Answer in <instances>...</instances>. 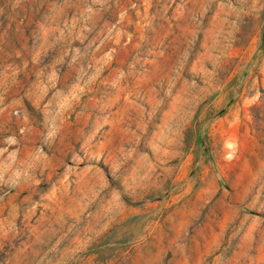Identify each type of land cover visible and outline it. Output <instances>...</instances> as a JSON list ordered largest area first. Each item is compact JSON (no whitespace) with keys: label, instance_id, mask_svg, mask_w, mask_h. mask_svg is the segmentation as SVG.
<instances>
[{"label":"rangeland","instance_id":"1","mask_svg":"<svg viewBox=\"0 0 264 264\" xmlns=\"http://www.w3.org/2000/svg\"><path fill=\"white\" fill-rule=\"evenodd\" d=\"M0 264H264V0H0Z\"/></svg>","mask_w":264,"mask_h":264}]
</instances>
